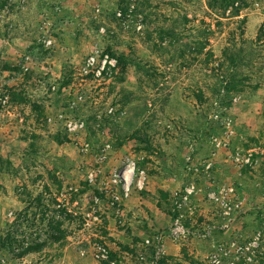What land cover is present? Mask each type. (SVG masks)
Returning a JSON list of instances; mask_svg holds the SVG:
<instances>
[{
	"label": "rangeland",
	"instance_id": "obj_1",
	"mask_svg": "<svg viewBox=\"0 0 264 264\" xmlns=\"http://www.w3.org/2000/svg\"><path fill=\"white\" fill-rule=\"evenodd\" d=\"M124 1L0 0V264H264V0Z\"/></svg>",
	"mask_w": 264,
	"mask_h": 264
},
{
	"label": "trees",
	"instance_id": "obj_2",
	"mask_svg": "<svg viewBox=\"0 0 264 264\" xmlns=\"http://www.w3.org/2000/svg\"><path fill=\"white\" fill-rule=\"evenodd\" d=\"M214 1V0H213ZM223 3H226V4H228V3H233L234 2V0H221ZM115 5H117V6H122L123 5V3H125V2H127V1H124V0H115ZM126 4V3H125ZM225 4V5H226ZM237 10L235 11V16H237L239 13H238V8H236ZM161 33H162V31H160ZM162 39V38H161ZM121 57V56H120ZM240 57V53H236V55L233 57H231V56H229V59H230V61H232V63L234 62L235 64H236V62H237V58H239ZM122 57L121 58H118V60L119 61H117V62H119L120 63V61H122ZM231 73V72H230ZM228 73L227 72V76H231V80L229 81V87H228V90L229 91H236V92H238L239 90L237 89V82H236V72L234 73ZM219 116H221L222 114L220 113V114H218ZM256 212H257V218L256 219H259L260 217V219L262 220V221H264V202L262 203V205H258V206H254V208H253ZM8 236V235H7ZM6 236V237H7ZM62 239V237H60V236H58V235H52V236H50L49 237V240L52 242V243H56V242H58V241H60ZM7 240L8 239H4V240H2V244H6L7 243ZM3 245V246H4ZM40 249L37 247V246H33V245H30V246H28V247H22L21 249H20V251H14V250H10L11 251V254L14 256V257H16V258H21V257H23V256H25V255H27V254H29V253H33V252H37V251H39Z\"/></svg>",
	"mask_w": 264,
	"mask_h": 264
},
{
	"label": "built area",
	"instance_id": "obj_3",
	"mask_svg": "<svg viewBox=\"0 0 264 264\" xmlns=\"http://www.w3.org/2000/svg\"><path fill=\"white\" fill-rule=\"evenodd\" d=\"M100 59H101V65L98 64V63H95V56H93V55L88 56L86 58V60H85V66L83 67V71L87 73L88 71L91 70V72L95 76L96 75L97 76L102 75V72L104 71L106 62L108 61V56L106 54H104ZM216 117H221V116H219L218 114H216ZM67 125H68V127L70 129L73 128L71 121H68ZM178 222H179V220L177 219L176 222H175L176 230H180V232H181L183 229L180 227V225L178 224ZM101 256H103L102 253H101Z\"/></svg>",
	"mask_w": 264,
	"mask_h": 264
}]
</instances>
